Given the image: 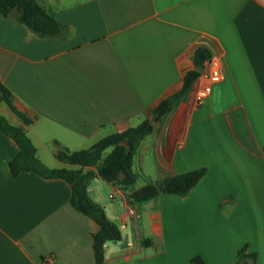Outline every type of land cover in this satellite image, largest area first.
Masks as SVG:
<instances>
[{"label": "crops", "instance_id": "1", "mask_svg": "<svg viewBox=\"0 0 264 264\" xmlns=\"http://www.w3.org/2000/svg\"><path fill=\"white\" fill-rule=\"evenodd\" d=\"M35 1L60 30L41 35L13 9L0 14V81L30 121L3 102L0 113L25 129L44 165L75 167L54 153L146 119L132 187L204 169L185 195L142 201L95 172L87 193L105 215L112 218L102 188L124 206L114 218L121 237L104 242L105 264H227L244 244L264 264V0ZM198 46L209 58L177 93ZM162 99L170 109L155 119ZM16 150L0 131V264H95L97 226L70 204L69 184L11 175Z\"/></svg>", "mask_w": 264, "mask_h": 264}, {"label": "trees", "instance_id": "2", "mask_svg": "<svg viewBox=\"0 0 264 264\" xmlns=\"http://www.w3.org/2000/svg\"><path fill=\"white\" fill-rule=\"evenodd\" d=\"M12 9L18 21L25 23L41 35H53L60 30L59 21L48 14L35 0H0V14L6 15ZM192 58L194 66L185 72L182 85L177 93L184 91L198 76L199 71L196 66H202L203 61L209 58V53L203 46H198ZM0 102L6 104L24 123L30 121L29 117L16 108L11 91L1 81ZM170 105L168 100H160L152 110L155 119L163 116L170 109ZM150 128L151 125L144 119L135 126L106 134L88 147L73 150L63 147L54 153L55 157L75 167H48L36 156L35 146L25 129L20 125L10 123L0 113V131L11 138L17 146L16 152L7 160L10 174L14 176L22 170H28L44 178H61L69 184L70 204L79 212L89 216L97 226L91 234L95 264H105L104 242L121 237L118 224L108 218L102 204L93 200L87 193V184L95 172L101 179L112 182L121 189H129L130 201H142L159 193L185 195L204 171L202 167L194 168L166 176L157 183L148 182L135 188L132 187L135 180L131 167L132 155L138 142ZM125 139L126 144L123 143ZM106 148L110 149L103 155ZM87 165H93L95 170H83V166ZM190 259L202 262L198 256H192ZM227 264H255V253L248 251L244 244L237 249L234 260Z\"/></svg>", "mask_w": 264, "mask_h": 264}, {"label": "rangeland", "instance_id": "3", "mask_svg": "<svg viewBox=\"0 0 264 264\" xmlns=\"http://www.w3.org/2000/svg\"><path fill=\"white\" fill-rule=\"evenodd\" d=\"M5 118H6L10 123H13L11 118H8V117H6V116H5ZM123 143L126 144V143H127V140H124ZM108 151H109V148L105 149L104 152H103V155L106 154ZM91 192H92V191L89 192L90 195H92ZM101 192H102V194H103V195H102L103 198H102L101 202H102L103 204H107L108 212H109L110 216H112V218H110V219H112V220H113L114 218L119 219V217H120V213H121L122 211H124V206L120 203V195H119V194H116V195L114 196V198L111 199L110 197H108V192H109L108 190L102 188ZM116 219H115V220H116ZM126 220H127V223H126V224L128 225V224H129V219L127 218ZM123 237H124V235H123ZM122 263H123V264H127V263H125V262H121V264H122Z\"/></svg>", "mask_w": 264, "mask_h": 264}, {"label": "built area", "instance_id": "4", "mask_svg": "<svg viewBox=\"0 0 264 264\" xmlns=\"http://www.w3.org/2000/svg\"><path fill=\"white\" fill-rule=\"evenodd\" d=\"M210 75L212 79H215L218 76V70L215 68H212L210 70ZM203 88L206 89L207 88V84L203 85ZM112 194H109V197H111ZM127 212H132V208L131 207H127L126 208Z\"/></svg>", "mask_w": 264, "mask_h": 264}, {"label": "water", "instance_id": "5", "mask_svg": "<svg viewBox=\"0 0 264 264\" xmlns=\"http://www.w3.org/2000/svg\"><path fill=\"white\" fill-rule=\"evenodd\" d=\"M196 69L198 70V71H201L202 70V66H196ZM173 99V95L171 94V95H169L168 96V100H172ZM153 114V112H151L150 113V115H152ZM104 185H105V187H106V183H104ZM124 197L125 198H128V194L127 193H125L124 194ZM116 223H117V221L115 220V219H113ZM126 244V241H125V236L123 237V242H122V244H121V246H124Z\"/></svg>", "mask_w": 264, "mask_h": 264}]
</instances>
